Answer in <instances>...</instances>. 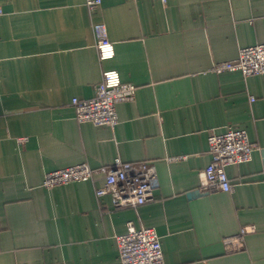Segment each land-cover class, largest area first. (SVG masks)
Here are the masks:
<instances>
[{
    "label": "crops",
    "instance_id": "0c3cea01",
    "mask_svg": "<svg viewBox=\"0 0 264 264\" xmlns=\"http://www.w3.org/2000/svg\"><path fill=\"white\" fill-rule=\"evenodd\" d=\"M115 55L97 58L94 24ZM264 42V0H0V264H120L116 235L152 227L166 264H264V73L215 63ZM104 69L136 86L114 127L78 123L73 97ZM229 126L256 146L226 167L230 192H202L207 137ZM150 163L155 198L137 208L96 196L98 176L52 188L48 171ZM244 226V247L223 239Z\"/></svg>",
    "mask_w": 264,
    "mask_h": 264
},
{
    "label": "built area",
    "instance_id": "2783aa9c",
    "mask_svg": "<svg viewBox=\"0 0 264 264\" xmlns=\"http://www.w3.org/2000/svg\"><path fill=\"white\" fill-rule=\"evenodd\" d=\"M102 2L103 0H85V5L92 10ZM93 28L97 35L95 47L98 60L102 63L112 59L115 55L114 43L108 38L105 26L98 23ZM212 70L216 73L240 71L244 76L264 73V42L241 47L236 59L215 63ZM135 93L136 86L131 82H124L117 70L104 69L92 97L72 98L75 119L78 123L90 122L96 126L114 127L119 122L118 103L134 100ZM207 143L211 162L199 172V189L206 193L230 192L233 186L226 167L251 160L256 146L250 141L246 130L232 126L220 133H209ZM98 176L104 181V185L96 187V196L109 194L115 208L135 209L155 198V171L145 161L133 163L116 160L113 165L96 169L85 162L79 163L46 172L43 186L52 188L83 181L95 184ZM254 228L244 226L239 233L225 237L223 244L226 251L241 250L244 247V235L254 231ZM116 242L120 264H166L160 237L152 227L137 228L129 222L126 231L116 235Z\"/></svg>",
    "mask_w": 264,
    "mask_h": 264
}]
</instances>
